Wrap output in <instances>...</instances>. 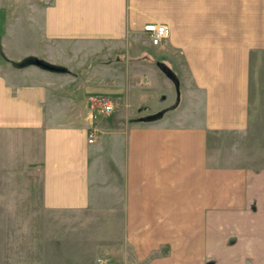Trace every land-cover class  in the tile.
Instances as JSON below:
<instances>
[{
  "label": "crops",
  "instance_id": "1",
  "mask_svg": "<svg viewBox=\"0 0 264 264\" xmlns=\"http://www.w3.org/2000/svg\"><path fill=\"white\" fill-rule=\"evenodd\" d=\"M41 13L39 23L30 19L41 25L32 38L8 36L20 18L0 17V264H48L35 217L49 220L52 208L87 213L92 203L122 216L123 241L118 232L100 253L110 264H264V166H223L209 143L214 131L249 127L252 90L264 83V0H51ZM149 22L170 34L137 47L185 72L193 105L185 121L164 119L167 109L157 121L124 124L115 109L99 110L89 95L96 87L70 68L65 80L12 63L28 50L8 52L19 39L68 56L81 42L126 40L130 49ZM112 139L120 158L105 159Z\"/></svg>",
  "mask_w": 264,
  "mask_h": 264
},
{
  "label": "rangeland",
  "instance_id": "2",
  "mask_svg": "<svg viewBox=\"0 0 264 264\" xmlns=\"http://www.w3.org/2000/svg\"><path fill=\"white\" fill-rule=\"evenodd\" d=\"M50 1H1L0 17L3 12L8 25H10V21L20 18L18 21L19 28L11 26L8 36L32 38L33 35L37 34L41 25L32 26L30 19L39 23L37 19L40 20L43 17L42 8ZM130 41L134 43L130 49L126 48L128 43L126 40L111 41L110 43L106 41L81 42L66 48V50H74V54L68 56L69 53L64 51H58L55 54L46 53V50L51 49L45 44L36 48L34 41H32V45H29L19 39L20 47L17 45L18 42L13 41L12 48L8 52L11 56H18L21 52L28 50L27 55H38L50 60V62H58L68 66L74 71L73 75L76 76L73 78L74 80L79 81L85 87H96L97 92H91L89 95L95 96L97 100L105 97L115 103V112L121 113L119 116L125 122L124 124H126V117L129 122L134 118L145 121L141 120V117L154 114L164 108L169 109L165 113L164 119L185 121L193 106L186 92L185 72L176 71L179 65H172L168 61V57L156 54L155 50L143 51V45L137 47L139 42H146L145 46L150 47L148 34L143 33L138 35V39ZM33 48L36 50L32 51ZM142 51L145 55H139ZM43 52L47 55H44ZM174 57L180 62H184L183 57ZM24 58L22 57L18 61ZM158 60L167 63L181 79L180 103L174 108L170 107L178 101L177 89L171 78L156 63ZM261 70L264 81V71L259 67L258 71ZM64 77H66L65 80L72 79L69 73H65ZM21 79H30V76H21ZM252 91L253 99L257 102L250 105L251 120L246 132L214 131L210 135L209 143L212 155L223 166L226 164H239L251 168L264 166V83L258 81L257 87ZM99 103L101 102L99 101ZM110 119L112 122V117ZM157 120L159 119L156 118L152 121ZM163 123L166 122L163 120ZM248 131L250 132L248 133ZM120 145L117 139L107 142L103 147V158L106 159L112 153L120 158L119 147L122 148ZM219 159L222 160L221 163ZM49 216V220L45 216L44 222L41 216L35 217L40 228L41 225H44L45 262L48 264H110L108 258L100 253H105L102 251L104 246L114 244L113 242L119 233L122 240L120 231L122 216L120 212L118 215L107 214L103 207L92 203L91 208L87 209V213L52 208ZM35 242L36 244L40 242L39 237H35Z\"/></svg>",
  "mask_w": 264,
  "mask_h": 264
},
{
  "label": "built area",
  "instance_id": "3",
  "mask_svg": "<svg viewBox=\"0 0 264 264\" xmlns=\"http://www.w3.org/2000/svg\"><path fill=\"white\" fill-rule=\"evenodd\" d=\"M144 31L148 34L150 37V40L152 44L159 45L162 44L163 41L168 38L170 34V28L165 23H156V22H149L144 25ZM105 99V101H103ZM101 103L100 109L101 111H104L106 113H110L114 109V102L111 100H108L106 98H100L98 99ZM95 117L97 114L94 115ZM89 142L94 141V132H91L89 135Z\"/></svg>",
  "mask_w": 264,
  "mask_h": 264
},
{
  "label": "trees",
  "instance_id": "4",
  "mask_svg": "<svg viewBox=\"0 0 264 264\" xmlns=\"http://www.w3.org/2000/svg\"><path fill=\"white\" fill-rule=\"evenodd\" d=\"M13 63L15 65H18V66H26V65L34 64V65H37L43 69H46V70H49L52 72H58V73L71 72L70 69L67 66H65L64 64L50 62V61L40 59V58H37L34 56H28V57H25L21 61H13ZM173 72L177 75L175 70H173ZM178 103H179V101H177L171 108L176 107L178 105Z\"/></svg>",
  "mask_w": 264,
  "mask_h": 264
},
{
  "label": "water",
  "instance_id": "5",
  "mask_svg": "<svg viewBox=\"0 0 264 264\" xmlns=\"http://www.w3.org/2000/svg\"><path fill=\"white\" fill-rule=\"evenodd\" d=\"M40 59H42V58H40ZM157 64L166 73V75L168 77H170L173 80V82L175 83V86H176V89H177V93H178V101H179L180 79H179L178 75H176L173 72V69L170 66H168L165 62L158 61ZM165 111H166V109H161V110H159L158 112H156L154 114H150V115L141 117V120L150 121V120H154L156 118H160V117H162L164 115Z\"/></svg>",
  "mask_w": 264,
  "mask_h": 264
}]
</instances>
